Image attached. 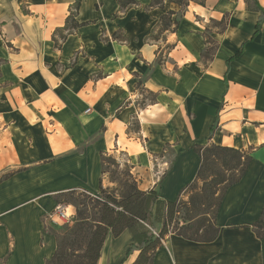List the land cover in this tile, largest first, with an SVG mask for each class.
<instances>
[{
	"label": "crops",
	"instance_id": "1",
	"mask_svg": "<svg viewBox=\"0 0 264 264\" xmlns=\"http://www.w3.org/2000/svg\"><path fill=\"white\" fill-rule=\"evenodd\" d=\"M74 1L0 0V264L51 258L45 216L61 195L115 186L103 155L139 190L175 201L200 165L193 144L251 161L223 195L217 237L169 233L151 264H264L253 228L264 208V0H79L65 28ZM133 242L128 230L108 235L97 264H132Z\"/></svg>",
	"mask_w": 264,
	"mask_h": 264
},
{
	"label": "trees",
	"instance_id": "2",
	"mask_svg": "<svg viewBox=\"0 0 264 264\" xmlns=\"http://www.w3.org/2000/svg\"><path fill=\"white\" fill-rule=\"evenodd\" d=\"M126 1L136 4L135 0ZM162 1L151 0V5H159ZM169 1L178 5L184 3L183 0ZM119 3L122 4V0ZM78 7L79 0H75L65 28L76 26L73 20ZM263 21L261 12L255 31ZM214 128L215 125L209 138ZM192 148L199 155L200 165L194 181L175 201L161 200L152 190H139L128 169L121 175L129 181L125 179L111 189L100 187L97 196L76 192L62 194V201L74 207V220L63 226V230L54 232L56 248L45 264H97L108 235L117 237L124 230L131 233L134 241L128 253L139 251L132 264H151L161 239L169 233L191 241H213L218 234L214 219L223 195L244 175L251 157L248 152L215 144L204 147L193 144ZM108 161L115 164L111 155H103L102 174H106L104 165ZM109 182L116 185L112 179ZM77 195L81 199H75ZM195 213L198 215L192 217ZM158 224L161 228L155 233ZM253 228L258 238L264 237V208Z\"/></svg>",
	"mask_w": 264,
	"mask_h": 264
},
{
	"label": "rangeland",
	"instance_id": "3",
	"mask_svg": "<svg viewBox=\"0 0 264 264\" xmlns=\"http://www.w3.org/2000/svg\"><path fill=\"white\" fill-rule=\"evenodd\" d=\"M185 1V0H183ZM114 158V157H113ZM115 159V158H114ZM104 168L106 170V174H105V179L106 180H114L115 181V186L118 187L119 186V183L122 182L123 180H125V176H122L121 174L126 170L128 169L126 166L122 165L121 163H119L118 160L115 159V164L111 163V161H108L106 163V165H104ZM129 170V169H128ZM128 180V179H126ZM129 181V180H128ZM114 188V187H113ZM75 199H81L80 196H76ZM186 199V196L184 197V200ZM60 204H67L66 202H60ZM70 205V204H68ZM72 206V205H71ZM73 207V206H72ZM211 214V213H210ZM198 214L195 213L192 217H196ZM199 218V217H197ZM44 223V221H43ZM63 226H66V225H62V224H58V225H50V224H44V228L46 230L45 233L47 234H54V232H59L61 230H63ZM52 234V235H53ZM53 238L55 239V236L53 235ZM55 244H56V239H55Z\"/></svg>",
	"mask_w": 264,
	"mask_h": 264
},
{
	"label": "built area",
	"instance_id": "4",
	"mask_svg": "<svg viewBox=\"0 0 264 264\" xmlns=\"http://www.w3.org/2000/svg\"><path fill=\"white\" fill-rule=\"evenodd\" d=\"M74 220V214L68 212V206L57 204L51 212L45 216V222L50 225H68Z\"/></svg>",
	"mask_w": 264,
	"mask_h": 264
}]
</instances>
